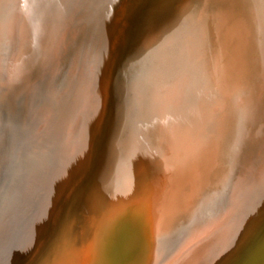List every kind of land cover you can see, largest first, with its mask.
I'll return each instance as SVG.
<instances>
[{"label":"rangeland","instance_id":"374dc122","mask_svg":"<svg viewBox=\"0 0 264 264\" xmlns=\"http://www.w3.org/2000/svg\"><path fill=\"white\" fill-rule=\"evenodd\" d=\"M13 2L0 0V30ZM114 41L92 153L77 147L53 203L7 263L111 264L131 229L141 244L130 264H171L202 233L209 253L198 264H215L255 219L218 264H264L263 1L142 0ZM8 135L1 127L0 178ZM132 142L153 156L138 174Z\"/></svg>","mask_w":264,"mask_h":264},{"label":"bare ground","instance_id":"6f19581e","mask_svg":"<svg viewBox=\"0 0 264 264\" xmlns=\"http://www.w3.org/2000/svg\"><path fill=\"white\" fill-rule=\"evenodd\" d=\"M15 1L8 23L3 22L7 24L5 29L0 30V44L3 41L6 49L3 55L0 52V128H9L5 166L0 178V264H6L15 254L33 231L40 214L53 203L77 147L88 144L92 153L94 136L108 109V72L116 53L115 34L126 15L142 0ZM111 7L113 10L102 20L104 12ZM122 39L121 34L118 43ZM145 148L139 142L135 149L132 142L127 149L129 157L140 164L138 169L135 167V173L143 170V161L152 156L151 149L148 154ZM47 221L45 219L44 224ZM128 231L121 239L132 240L115 244L121 264H130V252L141 244L132 238L133 231ZM206 236L208 233L195 236L171 264H198L206 260L209 251L200 246ZM32 239L31 236V240H27L31 248Z\"/></svg>","mask_w":264,"mask_h":264},{"label":"water","instance_id":"95a60500","mask_svg":"<svg viewBox=\"0 0 264 264\" xmlns=\"http://www.w3.org/2000/svg\"><path fill=\"white\" fill-rule=\"evenodd\" d=\"M254 221H255V219H253L249 224H248V226H247V228L244 230V232H243V234H242V236L244 235V233H246L247 231H248V229H249V227L251 226V224L252 223H254ZM242 236H240V238H239V240L236 242V244H234L232 247H231V249L228 251V252H226L215 264H218L224 257H226L232 250H233V248L238 244V242L240 241V239L242 238Z\"/></svg>","mask_w":264,"mask_h":264}]
</instances>
